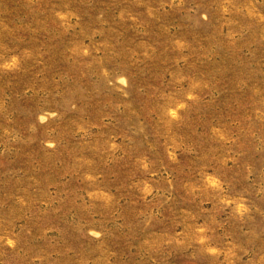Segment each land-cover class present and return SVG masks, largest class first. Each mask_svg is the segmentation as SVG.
Here are the masks:
<instances>
[{
    "label": "rangeland",
    "instance_id": "rangeland-1",
    "mask_svg": "<svg viewBox=\"0 0 264 264\" xmlns=\"http://www.w3.org/2000/svg\"><path fill=\"white\" fill-rule=\"evenodd\" d=\"M0 264H264V0H0Z\"/></svg>",
    "mask_w": 264,
    "mask_h": 264
}]
</instances>
